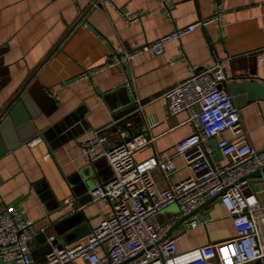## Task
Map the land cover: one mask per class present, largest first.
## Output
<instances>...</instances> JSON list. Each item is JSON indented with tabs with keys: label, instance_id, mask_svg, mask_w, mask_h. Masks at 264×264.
I'll use <instances>...</instances> for the list:
<instances>
[{
	"label": "crops",
	"instance_id": "0c3cea01",
	"mask_svg": "<svg viewBox=\"0 0 264 264\" xmlns=\"http://www.w3.org/2000/svg\"><path fill=\"white\" fill-rule=\"evenodd\" d=\"M218 10L219 21L170 42L162 55L149 52L133 59L126 76L113 67L91 81H75L114 52L140 47L175 27L209 19ZM134 13L144 14L133 24L123 19ZM219 63L227 79L223 88L240 109L250 143L264 149V100H245L239 106L233 93L235 83L264 85V0H169L167 6L161 0H0V117L11 113L15 134L19 137L18 128L27 127L20 131L22 137L38 140L34 147L24 142L7 150L8 130L0 133V210L15 207L44 228L32 243L35 263L44 262L58 244L66 246V239L72 244L85 241L114 215L108 203L90 197L97 182L113 178V169L105 158L88 163L80 147L99 130L107 147L122 141L119 131L128 136L144 131L154 140L135 154L136 161L160 152L174 155L175 145L193 128L183 97L164 95L189 77L191 67ZM136 98L143 103L140 111ZM222 137L233 138L228 131ZM217 143L218 138L211 141L214 148ZM214 157L228 163L217 150ZM175 164L177 171L168 181L155 171L161 188L190 176L182 157L176 156ZM248 192L256 193L263 207L256 217L264 245V175L250 177ZM66 198L75 202L74 207L65 204ZM178 215L174 205L157 220L178 223ZM193 215L199 224L177 241L181 256L236 235L219 198L206 201ZM182 227H173L170 235ZM74 264L87 263L79 259Z\"/></svg>",
	"mask_w": 264,
	"mask_h": 264
},
{
	"label": "built area",
	"instance_id": "2783aa9c",
	"mask_svg": "<svg viewBox=\"0 0 264 264\" xmlns=\"http://www.w3.org/2000/svg\"><path fill=\"white\" fill-rule=\"evenodd\" d=\"M77 1V0H73ZM166 6L169 0H161ZM95 7L98 3L95 2ZM144 13L124 14L123 19L133 24ZM218 10L209 19L186 27H175L170 33L140 47L114 52L102 65L81 72L76 82L91 81L107 69L118 67L126 76V66L140 55L152 52L162 55L170 42H180L187 34L211 22L219 21ZM224 65L212 68L191 67L189 77L167 91L164 96L180 94L184 99L187 122L193 132L175 145V154L156 153L143 161L135 154L150 145L154 139L144 131L134 136L119 131L122 141L107 147V138L96 137L80 148L88 163L107 159L114 176L106 182H97L90 191L93 202L104 201L114 212L94 228L83 242L53 249L42 263L32 259V243L39 231L35 221L26 218L15 207L0 210V260L5 264H264V245L261 239L257 213L263 209L254 192H248L250 177L264 175V149L252 146L245 130L240 109L234 97L223 88L226 82ZM125 85L134 94L133 83ZM138 111L141 99L136 98ZM105 129V128H104ZM226 131L232 139L223 138ZM218 138L216 148L211 145ZM38 140L28 143L30 147ZM228 159L223 165L215 151ZM184 159L190 176L166 188H161L155 171L168 181L177 171L175 157ZM219 198L232 217L236 235L224 242L199 247L186 257L177 250V241L195 228L199 222L193 212L206 201ZM74 207L75 202L65 199ZM179 208L178 219L189 216L172 236L176 220L160 223L157 216L171 206Z\"/></svg>",
	"mask_w": 264,
	"mask_h": 264
},
{
	"label": "water",
	"instance_id": "95a60500",
	"mask_svg": "<svg viewBox=\"0 0 264 264\" xmlns=\"http://www.w3.org/2000/svg\"><path fill=\"white\" fill-rule=\"evenodd\" d=\"M233 93L236 96L235 101L237 102V104L240 106V104H243L245 102V100H249V101H253L256 99H262L264 100V85L257 83L255 81H248V82H244V83H235L233 85ZM246 94V97H244L243 95ZM27 128V127H26ZM25 127H22L21 129L18 128V133H19V137L15 134L14 130L12 129V120H11V113H9L8 115H4V117H0V133L5 135V129L8 130V139L6 137V144H7V150H12L15 147L19 146L21 143L24 142H29V139H31L30 137H26V139H24L22 137L23 132H20L22 129L26 130ZM37 133V132H36ZM35 136V135H33ZM9 138H13V142H9ZM4 153V152H3ZM1 154V153H0ZM198 211V209L196 211L193 212V214H195ZM189 218V216H185L182 217L178 223H176V225L174 226V229L179 228L185 220H187ZM65 244L70 245L72 243H70L71 241L69 240H65ZM53 244H58V241L53 242ZM63 245L58 244V248H63Z\"/></svg>",
	"mask_w": 264,
	"mask_h": 264
}]
</instances>
